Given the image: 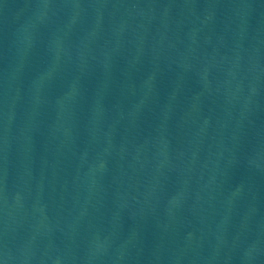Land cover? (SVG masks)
<instances>
[{
	"label": "water",
	"instance_id": "95a60500",
	"mask_svg": "<svg viewBox=\"0 0 264 264\" xmlns=\"http://www.w3.org/2000/svg\"><path fill=\"white\" fill-rule=\"evenodd\" d=\"M0 264H264V0H0Z\"/></svg>",
	"mask_w": 264,
	"mask_h": 264
}]
</instances>
